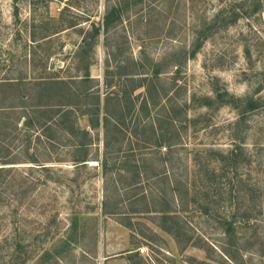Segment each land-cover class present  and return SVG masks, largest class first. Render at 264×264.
Here are the masks:
<instances>
[{
    "label": "rangeland",
    "instance_id": "rangeland-1",
    "mask_svg": "<svg viewBox=\"0 0 264 264\" xmlns=\"http://www.w3.org/2000/svg\"><path fill=\"white\" fill-rule=\"evenodd\" d=\"M219 10L209 31L202 23ZM196 29L211 34L191 57ZM39 76L101 98L107 80L119 96L134 88L136 111L142 99L156 104L136 126L150 140L133 154L143 176L132 184L135 170L120 172L114 158L103 174L101 132L75 167L74 139L49 144L13 119L4 152L15 187L0 188V264H264V0H0V79ZM166 111L177 137L161 123L167 140L156 145L148 120ZM235 150L236 171L226 160ZM103 204L125 213L105 214ZM245 210L251 218L240 219ZM161 211L179 221L180 238L159 226Z\"/></svg>",
    "mask_w": 264,
    "mask_h": 264
},
{
    "label": "trees",
    "instance_id": "trees-1",
    "mask_svg": "<svg viewBox=\"0 0 264 264\" xmlns=\"http://www.w3.org/2000/svg\"><path fill=\"white\" fill-rule=\"evenodd\" d=\"M254 10H256V7ZM110 13H113V11ZM222 14V10H219L212 20L207 22L205 19V23L203 22L202 24H206V27L211 31ZM235 15H237V13ZM109 20L108 15H105L104 23L101 25L105 31L110 26ZM76 25L78 24L73 23L69 27H74ZM101 27L95 25L93 22L91 23L94 37L99 36ZM56 33H58V31L49 34L46 33L39 39H35L32 36L31 38L33 42L47 41ZM210 34L211 32L206 34L204 29L200 31L197 29L195 30V37L193 38L189 51L191 57L198 52L203 40ZM158 73V70H154L151 77H157ZM84 75L83 82L91 80L87 67ZM128 79V81H133L131 78ZM146 81H152V78ZM71 83L62 78L45 76H39L30 80L23 77L0 79V188L2 186L3 188L15 187L12 175L8 174L10 171L14 170V167H6V165L13 163L7 157V152H4L5 140L8 139L13 130L16 129V126H14V128L13 126L12 128L10 127V125L13 124V119L14 123L18 120L22 121L21 123L25 131L37 132V136L44 138L49 144H54L53 142L61 138L74 139V143L72 144L74 157L72 161L75 167H77L78 164L84 166L89 161L88 148L94 144V141L98 140L99 133L101 132L102 150L96 161L100 162L103 174H107L112 165V167H116L120 172L133 168L135 170L136 180L133 179L132 184L139 183L143 176L141 175L143 173V167L136 162L137 160H134L133 154L138 150L140 144H148L150 140L147 141L148 138L144 140L139 138L136 132V126L137 123L140 122V112H143L145 117H149L150 108L154 107L156 104L153 102L150 103L147 99H142L138 107L139 110L136 111L135 105L130 99L131 91L134 89L133 87H131L130 93L127 91L124 92L123 96H119L115 91L109 90L112 84L106 80L104 83L106 91L104 92L103 98H101L98 90L94 92L87 89L77 90ZM139 86H142V84H139ZM218 97H220V95ZM204 101V105L208 106L209 100L205 99ZM88 102L91 103V106L82 108V106ZM120 104H123L124 107H119ZM175 112L180 114L179 109H177V111L175 110ZM176 118L177 117L174 116V111H172V113L166 111L159 117H151V119L148 120L156 145H162L167 140V132L163 130L161 123H167V126L174 130L177 137L174 126ZM79 119L85 121L84 126H79ZM162 130L164 132H162ZM130 131L135 134L133 137ZM132 143L136 144L137 147H133L134 144L132 145ZM237 152L238 150H235L230 159L226 156L227 165L230 164L231 161V166H233L235 171L238 169L237 166L239 165L236 157ZM210 153L219 155L212 151H210ZM113 158L114 161L112 165H109V161L111 159L113 160ZM29 161L32 163L36 162L33 158ZM40 166L43 170H47L48 168L43 164H40ZM204 175L206 176V180H215L213 171L211 173L206 172ZM148 178L151 179L153 177L145 174V179ZM19 183L20 186L28 184V178H21ZM186 188H189L188 184ZM140 199L143 201L146 200L143 194L137 200ZM102 208H105V214L116 215L125 213L108 211L104 204ZM258 209L260 215L261 209ZM131 211L135 212L134 210ZM248 218H251V214L248 213V210L240 214V219ZM160 220L161 225L159 224V226L174 238L178 239L181 233H184L179 221L169 212L161 211ZM125 226L131 229V222L129 219L128 222H125ZM227 227V232L229 233L234 228L231 226V223L227 224Z\"/></svg>",
    "mask_w": 264,
    "mask_h": 264
},
{
    "label": "built area",
    "instance_id": "built-area-1",
    "mask_svg": "<svg viewBox=\"0 0 264 264\" xmlns=\"http://www.w3.org/2000/svg\"><path fill=\"white\" fill-rule=\"evenodd\" d=\"M138 252H139V254H145L146 253V249L145 248H138V250H137ZM145 255H147V254H145Z\"/></svg>",
    "mask_w": 264,
    "mask_h": 264
}]
</instances>
